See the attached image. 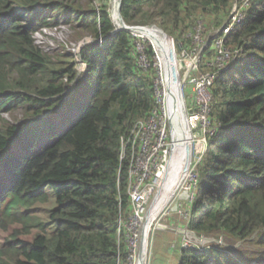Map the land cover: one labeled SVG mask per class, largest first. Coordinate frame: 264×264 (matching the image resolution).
<instances>
[{"label":"trees","instance_id":"obj_1","mask_svg":"<svg viewBox=\"0 0 264 264\" xmlns=\"http://www.w3.org/2000/svg\"><path fill=\"white\" fill-rule=\"evenodd\" d=\"M235 1L123 0L121 14L128 26L157 25L178 51L191 50L200 26L205 37L221 31L201 58V72L216 73L215 132L186 202L187 227L199 237H255L264 246V0H250L225 36L233 63L220 71L216 41ZM110 3L0 0V230L17 227L0 248V264H129L118 235L119 220L132 211V148L124 152L123 141L158 108L159 71L149 43L116 31ZM61 20L92 40L81 53L87 71L72 89L75 56L47 54L34 38ZM89 78L94 84L84 95ZM18 113L21 120L5 117ZM40 140L51 143L36 152ZM246 255L187 247L180 264H244Z\"/></svg>","mask_w":264,"mask_h":264},{"label":"built area","instance_id":"obj_2","mask_svg":"<svg viewBox=\"0 0 264 264\" xmlns=\"http://www.w3.org/2000/svg\"><path fill=\"white\" fill-rule=\"evenodd\" d=\"M244 3H247L246 6H248L250 0H246ZM242 20L243 16L237 18L233 17L223 27V36L216 41L217 55L215 66L217 70H223L225 64L227 63L228 67L229 62L232 61V53L224 44L225 36L229 35ZM63 24L64 22L60 23V25ZM46 29L47 28H44L35 34V41L37 35ZM202 30L203 28L200 26L195 37H199V33ZM104 41L105 40L103 39L96 43L103 44ZM137 49L140 54L143 53V46L141 44L137 45ZM202 51L203 49L199 50L198 54H195L190 59V67L185 74L184 81L191 86L196 98L195 105L200 109V122H197V120L192 122H194L196 126L199 124L201 128L204 129V132H206L207 128L211 126V87L216 79V73L200 74V54ZM140 66L145 69L149 68V63L143 54L140 58ZM84 67L86 68L85 64ZM227 67H225V69ZM157 82L156 99L158 108L152 112L148 119L138 121L129 138L123 141L124 152L129 145H131L132 148L133 160L130 169V185L128 189L132 211L127 220L122 218L119 220L118 235L119 243L123 239V242L126 244L129 264H140L144 240L146 242V247L149 250L150 240L153 233L157 229L162 228V225L159 223L160 218L171 216L175 211L177 212L180 210V208L183 210V206L178 207L172 205L175 195L178 192L177 190L167 198L163 209L150 224L149 228L146 229L150 214L153 213L155 207L158 208L159 200L164 196V191L166 193L165 189L168 186V184H166L168 179V169L173 160L176 146L175 136L172 134L171 130H168V124L171 125L168 101L166 100L162 102L163 93L159 89L160 85ZM203 142H206V140L204 139ZM201 158L202 155L198 159L201 160ZM192 166L193 165L191 164L187 175H185L184 183L182 184L183 188L186 184H189V197L190 195H192V197H188L184 201V204L187 201H192L194 199L193 190L197 185L195 166H193V168ZM185 192L187 193L186 189ZM177 214L183 215L182 212L179 211ZM143 264H148V256L146 263L144 262Z\"/></svg>","mask_w":264,"mask_h":264},{"label":"rangeland","instance_id":"obj_3","mask_svg":"<svg viewBox=\"0 0 264 264\" xmlns=\"http://www.w3.org/2000/svg\"><path fill=\"white\" fill-rule=\"evenodd\" d=\"M246 0H236L233 4L230 18H237L239 16H243V19L245 18V12L249 8V5L246 6L244 3ZM111 17L112 16V5L113 0H111ZM63 22L62 20L59 22ZM225 25V24H224ZM158 27L157 25H152V27ZM144 27H151V26H144ZM151 27V28H152ZM159 28V27H158ZM147 30V29H145ZM204 29L199 33V37L193 38V41L191 42V50H181L178 51L176 43L173 39V43L175 46L174 50V56L176 59L178 74H179V81L182 85V94H183V102L185 107V116L187 118L188 128H189V151L190 156L187 157V160L185 161V171L188 173V169L190 165L192 164L195 166V173L197 177V183H198V174H197V167L199 163L202 161L203 156L207 150V144H208V136L211 134H214V128L213 126L207 128L206 132H204V129L201 128L199 124L197 126L194 124L195 120L197 122H200L201 116L199 114L200 109L195 105L196 98L193 94V90L190 85L184 81L185 74L189 70V62L190 59L195 55L198 54L199 50L205 48L206 43L210 37L215 36L216 34L220 33L221 31L213 30L210 32V35L205 37ZM143 32V31H142ZM139 34L138 38L141 39L143 42L149 43L153 49L156 52L157 57V68L159 71V77L158 82L159 83V89L163 93L162 102L167 100V96L165 95V87L163 85V72L162 68L160 67V61L159 56L156 51V47L153 45L151 41L148 39H145L142 37V35ZM170 36V35H169ZM171 37V36H170ZM37 45L42 48V50L50 55H60V54H72L75 56V60L77 61V79L70 84V89L74 88V84L78 81H80L85 72L87 71V67H84L81 53L85 46L92 43V40L89 37H82L81 35L74 29L70 28L68 25H60L56 26V28H47L46 30L42 31V33L37 35L36 38ZM203 41V42H200ZM203 53V51H202ZM202 53L200 54V60H202ZM177 55V57H176ZM233 61L229 62L228 67L231 66ZM227 67V63L224 66ZM227 67V68H228ZM226 68V69H227ZM222 71V70H221ZM200 74H204V72H201ZM197 75V74H196ZM164 80V79H163ZM165 82V80H164ZM94 80L92 79H86L85 88L83 89V94L86 95L89 90L93 87ZM212 100V99H211ZM210 100V102H211ZM8 120L14 121L15 117L16 119H22L21 114H16L14 117L10 116L9 114L5 116ZM194 121V122H192ZM171 124V122H170ZM168 130H173L172 124H168ZM204 139L206 142H203ZM51 141L46 140H40L36 144V152H41L43 148H45ZM204 152V153H203ZM175 153V151H174ZM202 155L201 160L198 158ZM191 157V159H190ZM182 158H180V161L177 165H175V161L173 158V164L171 163L172 167L168 169V179L167 183L169 188L170 178L173 175V171H177L176 174L179 175V171L177 170V166L182 165ZM176 166V167H175ZM192 166V168H193ZM185 180V178H184ZM173 182L171 183V190L173 188ZM176 182V181H175ZM184 181L182 182V184ZM181 184V188H178V192L175 195V199L172 203V205L181 207L183 206V210L180 208L178 210L179 212H182L183 215L177 214L175 211L171 216H166L163 218H160L159 223L162 225L161 229H157L150 240V247L148 250V264H180L181 261V253L184 248L187 246L189 247H197L199 249H211L216 248L218 250L224 251V252H231L232 250H235L237 252H246V257H249L245 261L244 264H264V246H259L256 244V242H259L258 238H253L251 240L245 241V242H235L233 239H230L229 237L223 236V237H199L195 233L191 232L188 227L187 223L189 221V215H188V206L184 201L189 197L190 190H189V184H186L183 188ZM166 188V191H167ZM185 189L187 193L185 192ZM177 191V190H176ZM165 192V191H164ZM192 195H190L189 198H191ZM184 212V213H183ZM17 227H12L8 232L0 230V248H3L6 244V241L8 237L13 233V231ZM243 263V262H242Z\"/></svg>","mask_w":264,"mask_h":264},{"label":"bare ground","instance_id":"obj_4","mask_svg":"<svg viewBox=\"0 0 264 264\" xmlns=\"http://www.w3.org/2000/svg\"><path fill=\"white\" fill-rule=\"evenodd\" d=\"M118 5L119 0H113L112 5V16H113V22L117 29H119L121 22L118 15ZM147 30H143L140 34L143 38L148 39L153 43V45L156 47V51L159 56L160 61V67L162 68L163 72V85L165 87V93L167 95V101H168V108H169V116L170 121L173 128V133L175 135V143L177 148L174 150L175 153L173 155L175 165H177L180 161V158H182V165L177 166V170L179 171V175L176 174L175 171H173V177L174 179L170 178L169 188L168 190H171V183L174 181V187L172 188V194L178 190V188L181 186L183 180L181 181L182 175L185 173V164L187 157H189L190 152V144H189V128L187 123V118L185 116V107L182 104V98H181V82L179 81V74L177 69V62L174 56V44L173 41L168 40V38L155 26V27H147ZM177 57V55H176ZM165 82H164V80ZM181 86V87H180ZM164 93V92H163ZM179 151V152H178ZM173 164V160L171 162ZM172 165H170V168ZM176 167V166H175ZM189 170V169H188ZM187 170V171H188ZM172 177V176H171ZM176 181V182H175ZM179 186V187H178ZM166 190V189H165ZM167 195L164 192V196L159 200L158 208H154V211L152 214H150L148 218V223L146 225V229L149 228L150 224L156 219L159 212L163 209V207L166 204L167 201ZM148 255V248L146 247V242L144 240V244L142 246L141 251V260L140 264L146 263Z\"/></svg>","mask_w":264,"mask_h":264},{"label":"water","instance_id":"obj_5","mask_svg":"<svg viewBox=\"0 0 264 264\" xmlns=\"http://www.w3.org/2000/svg\"><path fill=\"white\" fill-rule=\"evenodd\" d=\"M122 3H123V0H119V5H118V15H119V18H120V22H121V25H120V27H119V29H117L116 28V31H122V30H124V31H129V32H131L134 36H139V34L143 31V30H145L147 27H142V26H128L126 23H125V21H124V19H123V17H122V14H121V9H122ZM152 27V26H151ZM158 28V27H157ZM167 38H168V40H170V41H173V39H172V37H170L166 32H164L161 28H158ZM141 36V35H140ZM174 44V43H173ZM181 90V98H182V104H183V106H184V102H183V94H182V88L180 89ZM186 111V110H185ZM186 113V112H185ZM172 132V134L174 135V133H173V130L171 131ZM175 136V135H174ZM177 148V146H175V149ZM179 152V151H178ZM190 152V151H189ZM190 156V155H189ZM190 159H191V157H190ZM185 177V173L182 175V177H181V181L183 180V178ZM172 179H174V177H173V175H172ZM172 185H174V182H173V184ZM175 186V185H174ZM173 186V187H174ZM179 187V186H178ZM170 189V188H169ZM172 190H168V191H166V195H167V197H169V196H171L172 195ZM174 194V193H173Z\"/></svg>","mask_w":264,"mask_h":264}]
</instances>
